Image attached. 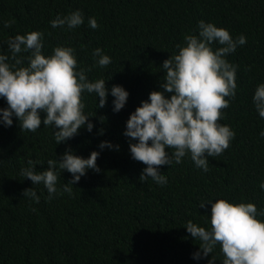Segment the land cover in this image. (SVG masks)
I'll use <instances>...</instances> for the list:
<instances>
[{"label": "trees", "instance_id": "16d2710c", "mask_svg": "<svg viewBox=\"0 0 264 264\" xmlns=\"http://www.w3.org/2000/svg\"><path fill=\"white\" fill-rule=\"evenodd\" d=\"M76 11L82 25L71 30L51 26L57 16ZM9 20L14 23L4 27ZM201 20L227 30L234 40L246 37V44L226 57L237 66V88L235 98L225 97L229 107L218 120L235 136L222 154L207 157V172L189 152L181 163L173 160L159 168L166 184L152 178L141 183L147 166L131 156L129 145L138 141L124 135L127 121L151 92L162 91L163 62L179 53L177 45L185 46V34L199 35ZM33 31L43 33L46 57L57 46L73 48L76 70L85 69L89 81L105 80L109 95L99 108L95 93L82 92V111L94 128L82 127L59 145L55 127L43 124L46 113L35 132L22 131L15 116L13 125L5 126L0 113V264H209L213 257L223 264L219 244L207 257L193 258L201 241L186 225L191 220L210 230V202L220 199L255 204L256 218L264 223V118L253 100L264 84V0H0V55L11 57L8 40ZM211 47L215 51L222 45ZM97 48L110 57L106 67L96 64ZM30 54H18L22 66H28ZM114 85L129 93L119 112L111 95ZM7 107L0 98V109ZM105 141L113 148L102 150ZM69 148L85 159L98 152L101 171L87 170L69 195L63 186L73 174L57 165L58 192L49 199L44 184L34 185L21 169L31 167L32 160L37 172L45 171L49 160L59 161ZM166 151L171 155L174 149ZM29 188L39 203L23 195Z\"/></svg>", "mask_w": 264, "mask_h": 264}, {"label": "clouds", "instance_id": "9594fccd", "mask_svg": "<svg viewBox=\"0 0 264 264\" xmlns=\"http://www.w3.org/2000/svg\"><path fill=\"white\" fill-rule=\"evenodd\" d=\"M83 22L82 14L76 11L57 16L50 23L53 28L66 25L71 30ZM12 23V20L6 21L4 27H11ZM89 24L93 29L98 27L95 18H90ZM198 28V36L185 34V46L177 45L179 53L163 62L162 91L151 92L149 100L143 101L127 121L124 135L138 141L129 145L131 156L147 166L140 176L141 183L152 178L157 184H166L167 177L159 168L170 166L173 160L181 163L189 152L196 166L207 172V157L222 154L235 136L229 126L219 124L218 120L222 110L229 107L225 97L235 98L237 88V66L229 63L226 57L246 44V37L241 35L234 40L227 30L203 20ZM42 38L43 33L33 31L8 40L11 57L0 55V98L6 100L8 107L0 109V113L5 126L11 127L15 116L22 131L32 132L41 127V113H46L43 124L55 127L54 137L59 145L77 135L82 127L89 132L94 128L89 117L83 114L82 92L95 93L99 98L98 107L103 108L109 91L105 80L89 81L85 69L76 70L73 48L57 46L51 56L42 54ZM214 42L222 47L214 51L211 47ZM29 51L28 66L24 67V58L18 54ZM93 56L99 67L111 63L110 57L100 48L94 50ZM166 94H170V98ZM111 95L115 98L114 111H121L129 93L122 86L114 85ZM253 100L259 116L264 118V84L258 86ZM99 147L111 149L113 145L105 141ZM166 148L174 152L170 155ZM115 149L119 150V146ZM98 156L99 153L93 151L85 159L69 148L59 161L49 160L47 170L37 172L34 162L29 160L31 167L21 169V174L34 185L43 183L51 199L58 192V165L59 169L73 174L74 179L63 186V192L71 195L72 186L87 170L101 171L97 166ZM260 187L264 189V183ZM23 195L39 203L34 188L26 189ZM210 204V230L191 220L186 225L188 233L201 241L200 252L193 258L200 259L201 253L207 257L219 244L225 257L223 264H264V223L256 218V205L232 204L224 199ZM204 207L202 203L200 208ZM209 264H215V257Z\"/></svg>", "mask_w": 264, "mask_h": 264}]
</instances>
